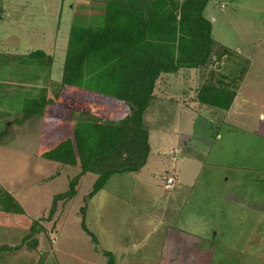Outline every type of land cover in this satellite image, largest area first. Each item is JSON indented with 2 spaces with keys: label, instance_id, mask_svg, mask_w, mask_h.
Segmentation results:
<instances>
[{
  "label": "rangeland",
  "instance_id": "374dc122",
  "mask_svg": "<svg viewBox=\"0 0 264 264\" xmlns=\"http://www.w3.org/2000/svg\"><path fill=\"white\" fill-rule=\"evenodd\" d=\"M108 1L119 0H0V264H264V0L207 6L212 52L224 46L249 56L230 119L199 110L195 119L191 105L194 115L181 120L182 96L191 95L183 78L192 70L162 74L140 136L111 141L124 157L119 168L143 166L101 184L102 166L79 178L75 129L80 121L118 124L130 108L59 87L71 27L100 23ZM121 1L131 11L144 5ZM198 39L186 54L198 52ZM38 50L50 67L29 66L37 75L24 76L22 59L33 63ZM172 90L165 105L160 96ZM25 98L47 104L28 112L18 102ZM180 134L185 147L176 146ZM66 141L73 159L47 156Z\"/></svg>",
  "mask_w": 264,
  "mask_h": 264
},
{
  "label": "trees",
  "instance_id": "16d2710c",
  "mask_svg": "<svg viewBox=\"0 0 264 264\" xmlns=\"http://www.w3.org/2000/svg\"><path fill=\"white\" fill-rule=\"evenodd\" d=\"M209 1L130 0L132 5L144 3L142 8L132 11L121 0L108 1L102 8L100 23L71 27L59 88L80 87L113 96L130 108L126 118L112 126L88 121L78 123L74 132V145L82 157L83 169L79 178L87 172L97 173L98 166H102L106 170L101 171L99 176L100 183L104 184L118 171H138L143 166L119 168V161L124 157L121 150L119 153L111 150L114 149L111 141L116 147L118 142L131 139L129 142H134L140 136L137 127L155 96L153 92L157 79L162 74L178 75L180 69H202L208 70L207 80L214 79L215 73L208 68L222 58V53L219 49L213 53L210 48L213 27L206 11ZM99 10L94 17L98 16ZM91 21L96 22V19L91 18ZM197 37L198 42L192 48H197L198 52L186 54L183 49ZM156 55L160 56L156 58ZM30 56L35 59L33 63L30 60L26 63L25 59L21 61L22 65L27 66H23L27 70V73L22 72L24 76L37 75L35 70H29L30 67L42 64L50 67L48 59L51 57L42 50L30 52ZM157 59L163 63L156 65ZM231 60L238 70L223 75L219 80L202 84L194 98L199 105L219 111H227L232 107L239 81L244 79L249 63L234 55H231ZM18 102L33 113L47 104L46 99L25 98ZM73 151H76L73 142L66 141L48 152L47 156L52 160H71L74 158Z\"/></svg>",
  "mask_w": 264,
  "mask_h": 264
},
{
  "label": "crops",
  "instance_id": "0c3cea01",
  "mask_svg": "<svg viewBox=\"0 0 264 264\" xmlns=\"http://www.w3.org/2000/svg\"><path fill=\"white\" fill-rule=\"evenodd\" d=\"M213 40H215V37H214V34H213ZM225 48L224 51H222V47L220 48V53H222V58L220 60H217L218 63H220V65L215 68L214 65H212L211 67H209L208 69L210 71H213L215 73V77L214 79H209L207 80V71H204L202 69H191L192 71L189 72V74L183 78V81L184 80H188V81H191L190 84H187L185 85V87H191V95H188L187 96H182V101H181V105H180V114H182V118L181 120L183 119V116H188L189 119L192 118V115H194V112L193 110H191L190 106L191 105H195L196 106V110H195V119H198L199 117H202V115H198L197 114V111L199 110L200 112H203L204 113H207V115L209 114H212L213 117L217 118V119H222L223 123L227 120V119H230V116L232 115L233 111L235 112V105L237 104L238 102V99H239V94H240V89H241V86L244 85L246 83V80L248 78V76H245L246 79H240V83H239V86H238V90H237V94H236V97H235V100L233 102V105L232 107L227 110V111H219V110H211L209 109L207 106L205 105H199L195 100L194 98L196 97V94H197V89L202 85L204 84L205 82H208V81H214V80H219L223 75H228L230 72L232 71H235L236 69L238 70V68H235L234 67V64H232V60H231V55H234L235 58H238V59H245V57H249V56H245V55H242L240 54L239 52L233 50L232 48H228V47H224ZM247 60V59H246ZM250 63V62H248ZM214 67V68H213ZM183 71V70H180L179 71V74L180 72ZM200 74V76H199ZM249 74V73H248ZM180 77V76H178ZM178 77L175 79L179 84H182V81L181 80H178ZM244 77V78H245ZM198 79H200V81H198ZM207 80V81H206ZM177 82H175L177 84ZM173 83V82H172ZM171 83V84H172ZM175 90H172L170 92H166V93H170V94H162L160 97L163 101L161 102H164L165 105H171L172 102H174V97H175V93H171V92H174ZM159 93H162V92H159ZM156 94V91L154 90L153 92V95ZM178 111V110H177ZM186 139V137H185ZM184 140V136L183 135H179V142L181 144H178L176 145L177 147H185V143L183 142ZM192 142V141H191ZM195 142H194V146H195ZM169 179V177H168ZM168 179H167V183L169 185L172 184L168 182ZM254 207V206H253ZM252 209H256V207L254 208H251L250 210Z\"/></svg>",
  "mask_w": 264,
  "mask_h": 264
},
{
  "label": "built area",
  "instance_id": "2783aa9c",
  "mask_svg": "<svg viewBox=\"0 0 264 264\" xmlns=\"http://www.w3.org/2000/svg\"><path fill=\"white\" fill-rule=\"evenodd\" d=\"M169 181H171V179Z\"/></svg>",
  "mask_w": 264,
  "mask_h": 264
}]
</instances>
